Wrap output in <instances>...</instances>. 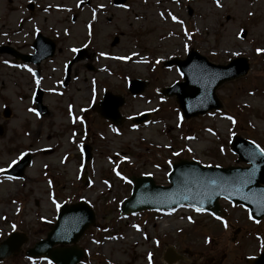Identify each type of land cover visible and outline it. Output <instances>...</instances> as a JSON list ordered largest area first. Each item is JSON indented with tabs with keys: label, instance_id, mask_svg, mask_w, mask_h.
Instances as JSON below:
<instances>
[{
	"label": "rangeland",
	"instance_id": "374dc122",
	"mask_svg": "<svg viewBox=\"0 0 264 264\" xmlns=\"http://www.w3.org/2000/svg\"><path fill=\"white\" fill-rule=\"evenodd\" d=\"M29 1L0 0V45L30 52L40 31L57 50L42 66L41 82L32 67L9 69L12 59L0 54V243L13 232L29 239L18 256L0 264H52L28 259L25 251L46 238L62 204L79 201L97 217L78 243L87 253L81 264H167L162 256L169 248L184 257L176 264H255L264 252V219L252 221L242 206L221 201L223 214L216 218L189 207L123 216L120 205L131 195V176L168 186L172 165L182 159L245 166L231 151L235 136L264 150V0H127L122 6L90 0L84 8L78 3L87 0H33L50 10L33 15L23 6ZM84 46V60L73 65L64 87L68 62ZM190 50L222 65L245 57L250 70L217 89L221 111L186 121L175 97L159 89L183 81L177 67L162 64L185 59ZM131 79L147 82L142 94H130ZM35 84L45 93L44 117L33 113ZM106 89L125 99L119 127L90 109ZM143 114L148 122L134 124ZM27 153L33 161L24 177L3 179V170Z\"/></svg>",
	"mask_w": 264,
	"mask_h": 264
},
{
	"label": "water",
	"instance_id": "95a60500",
	"mask_svg": "<svg viewBox=\"0 0 264 264\" xmlns=\"http://www.w3.org/2000/svg\"><path fill=\"white\" fill-rule=\"evenodd\" d=\"M126 0H116V4L125 3ZM246 32L242 37H246ZM118 40L116 39V42ZM45 42V41H44ZM48 43V41H47ZM50 53L55 46L50 43ZM75 59L83 58V53ZM177 65L185 82L177 83L173 87L164 89L166 96H177V102L183 110L184 117L189 120L203 115L208 111L220 109L221 102L216 96V90L227 81H232L245 76L249 71L246 59H237L227 66H218L196 52H191L185 61L174 59L167 66ZM144 83L134 81L130 91L140 94ZM42 94L36 102L39 109ZM123 105V99L107 94L105 101L100 103L95 110L120 124L121 117L118 109ZM146 116L143 117V120ZM233 151L238 153L240 161L251 165L250 168H204L197 162L181 161L174 165L169 175L171 186H157L150 177L135 178L132 196L125 201L121 210L123 214L137 213L144 210H168L182 205H190L198 211H206L214 215L221 214L219 200L224 198L236 204L249 208L255 220L264 218V155L250 142L235 138L232 144ZM86 160L91 158L90 148H85ZM31 163L28 155L17 164L8 174L22 177L24 170ZM95 223L93 210L84 202L64 205L57 219L51 227L47 239L36 244L35 248L26 252L27 256H43L49 258L54 264H79L85 254L76 243L89 228ZM27 242L24 235L13 234L0 247V262L12 255H18L22 246ZM55 245L60 247L54 248ZM169 250L165 259L169 264L175 263L180 258ZM256 264H264V254Z\"/></svg>",
	"mask_w": 264,
	"mask_h": 264
},
{
	"label": "flooded vegetation",
	"instance_id": "af4514ba",
	"mask_svg": "<svg viewBox=\"0 0 264 264\" xmlns=\"http://www.w3.org/2000/svg\"><path fill=\"white\" fill-rule=\"evenodd\" d=\"M30 4H33V11L32 12H30L29 11V5ZM88 4H89V2H88ZM24 6V8H26V10L28 11V12H30V14L31 15H33L32 13L35 11V10H39V8H41L42 10H48L49 11V9H48V7H47V5H40V4H38L37 2H35V1H33V0H31V1H29L26 5H23ZM50 12V11H49ZM76 19V18H75ZM74 20V19H73ZM23 27V26H22ZM38 33H41L40 31H36L35 33H34V36H32V39L30 40L31 41V45H30V47H31V49H32V51H25V49H24V47H26V46H14V45H10V44H1L0 45V47H6V48H10V47H12V48H15V49H17L19 52H21V53H23V54H31L32 52H34V49H33V43H34V41H35V36L38 34ZM36 34V35H35ZM24 44H29L28 43V41H27V43H24ZM10 58L12 59L11 60V62L12 63H15V64H20V65H27V63H25L24 61H22V60H20V58H18V57H15V56H10ZM49 60H51V59H49ZM49 60H47V61H49ZM47 61H44L39 67H41V70H40V77L39 78H41L42 77V66L47 62ZM5 106H7V105H5Z\"/></svg>",
	"mask_w": 264,
	"mask_h": 264
},
{
	"label": "bare ground",
	"instance_id": "6f19581e",
	"mask_svg": "<svg viewBox=\"0 0 264 264\" xmlns=\"http://www.w3.org/2000/svg\"><path fill=\"white\" fill-rule=\"evenodd\" d=\"M97 18H98V17H97ZM97 18H96V19H97ZM2 185H5V184H0L1 187H4V186H2Z\"/></svg>",
	"mask_w": 264,
	"mask_h": 264
}]
</instances>
